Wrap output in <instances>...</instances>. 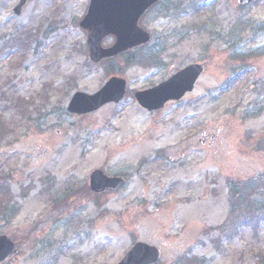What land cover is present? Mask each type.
<instances>
[{
  "label": "rangeland",
  "instance_id": "374dc122",
  "mask_svg": "<svg viewBox=\"0 0 264 264\" xmlns=\"http://www.w3.org/2000/svg\"><path fill=\"white\" fill-rule=\"evenodd\" d=\"M18 1L0 0V235L17 248L3 264H116L137 241L156 264H264V0H160L139 22L150 42L98 63L78 27L88 0L16 16ZM24 33L26 50L7 46ZM192 63L181 100L135 101ZM113 75L120 102L68 111ZM95 169L125 186L93 194Z\"/></svg>",
  "mask_w": 264,
  "mask_h": 264
},
{
  "label": "water",
  "instance_id": "95a60500",
  "mask_svg": "<svg viewBox=\"0 0 264 264\" xmlns=\"http://www.w3.org/2000/svg\"><path fill=\"white\" fill-rule=\"evenodd\" d=\"M159 0H88V7L78 22L86 32V47L93 63L115 57L123 52L147 44L151 37L139 25L141 17ZM253 0H237L248 4ZM27 0H20L13 8L15 15H21ZM112 36L114 42L102 47V40ZM200 64H190L175 72L165 81L146 90L136 91L134 98L140 107L155 111L169 101L180 100L191 92L201 75ZM126 80L112 76L93 94L76 92L68 103V111L86 114L96 111L106 103H118L124 96ZM125 183L122 177H108L101 170H94L89 176V188L95 193L116 192ZM16 253V246L5 235H0V264ZM160 257L159 250L143 242L134 243L116 264H154Z\"/></svg>",
  "mask_w": 264,
  "mask_h": 264
},
{
  "label": "trees",
  "instance_id": "16d2710c",
  "mask_svg": "<svg viewBox=\"0 0 264 264\" xmlns=\"http://www.w3.org/2000/svg\"><path fill=\"white\" fill-rule=\"evenodd\" d=\"M22 36H23V38H22ZM25 36L28 37V35H26L25 33L13 35L12 38L8 41L7 46L12 48V49L26 50L28 47V42H26L27 40H26ZM4 131H5V125L0 121V132H2V134H0V140L3 137Z\"/></svg>",
  "mask_w": 264,
  "mask_h": 264
}]
</instances>
